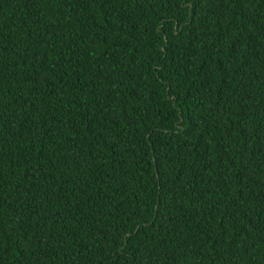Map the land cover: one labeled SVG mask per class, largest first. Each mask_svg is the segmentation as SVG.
Returning a JSON list of instances; mask_svg holds the SVG:
<instances>
[{
  "label": "trees",
  "instance_id": "16d2710c",
  "mask_svg": "<svg viewBox=\"0 0 264 264\" xmlns=\"http://www.w3.org/2000/svg\"><path fill=\"white\" fill-rule=\"evenodd\" d=\"M0 264H264V0H0Z\"/></svg>",
  "mask_w": 264,
  "mask_h": 264
}]
</instances>
